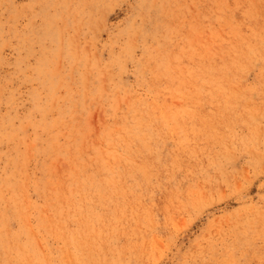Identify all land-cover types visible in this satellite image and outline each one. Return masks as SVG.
Returning a JSON list of instances; mask_svg holds the SVG:
<instances>
[{
	"label": "rangeland",
	"instance_id": "374dc122",
	"mask_svg": "<svg viewBox=\"0 0 264 264\" xmlns=\"http://www.w3.org/2000/svg\"><path fill=\"white\" fill-rule=\"evenodd\" d=\"M0 264H264V0H0Z\"/></svg>",
	"mask_w": 264,
	"mask_h": 264
},
{
	"label": "bare ground",
	"instance_id": "6f19581e",
	"mask_svg": "<svg viewBox=\"0 0 264 264\" xmlns=\"http://www.w3.org/2000/svg\"><path fill=\"white\" fill-rule=\"evenodd\" d=\"M255 4V3H254ZM234 45V44H233Z\"/></svg>",
	"mask_w": 264,
	"mask_h": 264
}]
</instances>
